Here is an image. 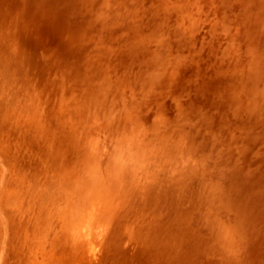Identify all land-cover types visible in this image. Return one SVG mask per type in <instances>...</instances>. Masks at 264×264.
<instances>
[{
    "label": "rangeland",
    "instance_id": "obj_1",
    "mask_svg": "<svg viewBox=\"0 0 264 264\" xmlns=\"http://www.w3.org/2000/svg\"><path fill=\"white\" fill-rule=\"evenodd\" d=\"M127 1L125 0L126 4L133 3V2L136 5L143 4L144 5L143 6L144 9H141V8L137 7V9L135 8V11H134V8H129L125 12L124 17H122L124 19L117 20L118 22H116L117 23L116 25L117 26L120 25L121 27L118 26L117 28H115V25L113 26V28H115V30L116 29L117 30L115 32V35H114V33L112 35L111 33H108L105 30V28H103L100 25V22H98L97 20H93V19L91 20L90 18H88L89 17V12H88L87 6H85L86 5V0H82V2L80 0H77V1H75V0H15V1H13V0H0V4L5 6V7H2L0 5L1 6L0 7V12H1L0 13V51H1L0 52V56H1L0 57V77H1L0 78V88H1L0 89V99H1L0 100V112L3 111L2 115H1V113H0V115L1 116L4 115L3 117L0 116V126H2L3 123H4V125L5 124L6 125L10 124V125H7L10 128L7 127L6 125L4 127L2 126L3 128L0 127L1 128L0 130H2V132H0L1 133L0 134V136H1L0 137V264H17L18 261H19L18 264H20V260H18L19 254H20V257H21V261H22L21 264H25V262L28 263V264H30V263L32 264L33 262H35V257L38 256V253H37L38 251L35 250L32 247L30 242H27V241H30V240H28V239H30V232L32 230L40 227L38 225H35L33 219L36 218V216H37V212H36L37 211V203H41V202H38V201L40 200L39 198L42 196L44 191H43V188L39 189L40 192H39V190L36 191V192L33 191L31 187H28V183L27 182H25V184H27V186H26L27 188L26 189H25V187H24V190H23L22 187H17L18 186L17 183L19 185L21 184V183H19V181L21 182V180H19V179L20 178L24 179L26 177V174L28 176L26 166L31 165L34 160L35 161L33 163H35L37 161V159H36V154L33 152V150L31 151L30 148L27 147V145L23 144V146L20 145V146L17 147V146H15L14 142L18 141L19 134L25 133V134L29 135L32 132V130L36 127V125H37V127H39V126L41 127L42 125L41 124L38 125V123L36 124L37 121L35 120V118L32 117L31 114L23 116L25 118L22 117L21 113L20 114H16V112L14 111V108H15V110H20L21 111V109H19L18 106L20 104H22V106H23V103H25V100H22L19 103L17 95L21 94L20 95L21 97H24L23 95H25V97H26L27 96L26 94H28V96L33 95L34 100H36V102H38V103H40V101H43L45 99L44 100L45 102H41L40 103V105L42 104L41 106L43 108L45 107L44 110H46V108L48 109V110H46L48 112L47 113L45 112L44 114H47V115H50V116H54L55 115L54 117H56V116H58V114L60 112V110H59L60 107L56 104L57 103V99H56L57 98V93H56L57 91H54L52 89H54V87L56 85H58L59 83H61V82L65 83V85L67 87L66 91L70 92V90H73V91H75V93L84 92L86 87L88 85H90L91 79L93 78L95 73L98 72V71H107L106 69H108L107 72H110L111 75H118L119 74V76H120V74H122V72H125L124 76L128 75L130 77V76L140 75V73H142L145 70V68L147 67L148 63H149L148 64V66H149L151 63L154 64V62H160L159 59H157L151 53H149L146 56L145 51L143 49L144 48L143 44H141L142 45L141 46L139 43L133 42V40L136 39V36H138L137 28H138V25H140L139 24L140 20L138 18L136 20V17H139V18L143 17L146 20L145 16H147V18H148V15L149 16L151 15V12H150V10L148 8V6L151 3V1L150 0L149 1L148 0H145V1L142 0V1H144L142 3H141V0H127ZM186 1L184 0V3H183L182 0H179L180 3H183L184 5H187V7H184L182 9H180V10L178 9L177 10L178 13L176 12V14H180L182 16L177 15L175 17L174 15H176V14H174L175 12L173 11V12L169 13L171 15L168 14L169 16L172 17L171 19L173 21H171V19L169 17H168V19H169V23H171L173 25L178 24L181 21H183L184 24H186V25L187 24H193L194 30H195L196 35H197V36L196 35L194 36L195 40L193 39L191 41V43H192V45L194 47L192 48V46H191V50H190V47H189V50H188V47H185L186 51H185V49H184V51L185 52L189 51L188 53H186V55L189 54V53H190V55L192 54L191 55L192 58H190V56H189V59L190 60L193 59V62L188 60V63H191L190 67H193L194 70L191 68L193 70L192 71L190 69L189 65L187 66V64H188L187 61H184V63L186 62L185 64L182 62L183 60L181 59L180 55H178L176 57V53L175 52H171L172 56H175V60L178 61L179 65H180V63L184 64L183 67L181 65L180 66L185 70V72H187L186 73V74H188L187 79H189V83H191L190 85L188 83L187 88H186L187 91L185 90V92L183 93L184 95L182 97L183 99L186 98L187 100L185 99V100L180 101L179 106L176 107V110L173 112V115H172L171 119H172V121L174 123V126L177 127V129L179 131H182V133L184 134L185 138L190 142L192 150L195 153H198V154L203 156L204 161L207 164V167L209 168L210 173L212 174L214 172L212 175L215 178L219 179V183H220V190H219L220 193L219 194L221 196L219 195V197H220L219 200L217 202H215L216 203V206H215L216 207V212H217V214L220 217L225 219L227 222L228 221L232 222V223L228 222L229 224H232L234 226V228L232 226L231 229L233 228L232 230L234 231L235 228H236L238 233L235 230L234 234L235 235L237 234L238 238H240L239 240H242V241H240L241 243L239 244L238 249H229L226 246L224 248V245L221 244V242H219V240H217L214 235H210V234H214V230L208 225V221L206 219L208 217L206 215H209V212H211V211H209L210 207L208 209H204L203 205H201V206L199 205L200 207L195 205L194 207H192L193 210L191 212V216H189V217L187 216V221L189 220L188 221V227L191 224H192V227L191 226L189 228L187 227L186 220H185V224H183V222H179L178 221L179 219L177 221H174L175 223L178 222L179 225L178 224L175 225V223H173L172 221L170 223V221H168L166 219V218H169L170 215L166 214V216L168 215L169 217L168 216L166 217L165 215H163V217H161V219L164 220L166 224L164 223V225L162 226L161 225L162 221H160V224H159V221H157V222H158L159 227H163V228H159V231H161V229H165L164 230L165 234L163 233V235H162V232H164V231H161L159 233L162 236L166 237L165 238L166 241L163 242V244L167 242L166 243L167 247L163 246V248H161L159 246L157 248L158 251H157V249H153V248H147L146 249L145 246H143V249H142L141 247H142L143 243H140V241L136 242L137 240L134 239L135 237L133 238V237H131V235H129L130 232H128V234H126L127 231L130 230V226L128 224H127L128 226H125L123 224V221L125 220V218L124 217H120L121 218V220H120V218L118 219L120 214H118L117 212H116L117 214L112 212V214H116V215H118V217L116 215H115L116 217L113 216L112 218H114L115 221L113 219L112 220L115 223L112 222L111 224L114 223L116 225V227H118V228L120 226V230H119L118 228L115 229V226H113L114 224L112 225V230L111 231L114 232L113 239H112V236H111L113 233L111 232L112 233L111 234L109 231H107V230L111 229V227H109V225H111L109 222H111V221H109L108 223H106V222L101 223V225L95 226L96 228L94 226L90 227V228H93V229H90V231L92 230L91 232H92L93 235H95L94 233L96 232V235H97L96 237H98L97 239H100L101 234H102V237L104 236L103 238H101V240L98 241V243L100 241H102V243L100 242L101 246L98 247V243H97V246H96V248L94 250L95 251V258H96L95 259V263L93 261L91 264H96V263H98V264H117V261L118 262L119 261L122 262V263L119 262L118 264H123V263L124 264H157V263L158 264H232V263L233 264H264V255H263L264 254V251H263L264 250V231L261 230V229H264L263 228L264 227V139H263L264 138V105H263L264 104V92H263L264 91V52H263L264 51V35H263L264 34L263 33V30H264V28H263V26H264L263 25L264 13H262V12H264V0H235V1L234 0H224V1L223 0H198L199 2L197 0H193V1L192 0H186ZM236 1L237 2L241 1V2L237 3ZM4 2H7V4H5ZM9 2H11V3H9ZM247 2L250 3V4H248ZM255 2L257 4H255ZM146 3H149V4H146ZM244 4H245V6H244ZM188 5L189 6L191 5V6L189 7L188 10H186L188 8ZM238 5H239V7H238ZM259 5H260V7H259ZM7 6H9V7H7ZM19 6L22 7L23 9H21ZM197 6H199L200 9ZM68 8L70 10H68ZM232 8H233V10H232ZM9 9H11V10H9ZM250 9H251V11H250ZM41 10H43L44 13ZM142 10L145 11V12L142 13L143 12ZM121 11H124V10H121ZM73 12H74V14H73ZM83 12L86 13V14H84ZM127 13L130 14V15H128ZM188 13H190V14H188ZM246 13H249V14L245 15ZM142 14H145V15H142ZM254 14H255V16H254ZM81 15L83 17H81ZM85 15H88V17L85 16ZM15 16H17L16 20H15ZM134 16H136V17L134 18ZM183 16H185V17L182 18ZM208 16H210L211 18L213 17V20H211V18L208 17ZM246 16H250V18L246 17ZM198 17H199V19H198ZM76 18H79V20L81 18L82 19L80 21H77L78 19H76ZM252 18L253 19L255 18L254 20L257 21V22H255ZM83 19L86 20V21H84ZM126 19L127 20L130 19L128 21L129 22L133 21V22L132 23L127 22V23H129V24H127V23H125ZM177 19H179V20H177ZM75 20H76V22H74L75 24H73V21H75ZM121 20H123L124 22L121 21ZM200 20H202V22ZM206 20L207 21L209 20V21L207 22ZM246 20H248V21H246ZM250 20H251L252 23L249 22ZM47 21H48V23L46 24ZM176 21H178V23ZM212 21L214 22L215 26L213 25ZM11 22H13V23L11 24ZM49 22H51V24H49ZM52 22H53V24H52ZM209 22L211 23V25H210ZM258 22H260L262 25H260V23H258ZM133 23H135V26H134ZM197 23H198V25H197ZM256 23L258 25H255ZM93 24H97V27H96V25L94 27ZM200 24H202V25H200ZM14 25L17 26L15 28V30H14V27H15ZM47 25L50 26V27L48 26L49 29H48ZM75 25L76 26L79 25L80 26V30L78 28L79 26H77L76 29H75ZM242 25H244V26H242ZM20 26H23V27L20 28ZM62 26H63V28H62ZM133 26L136 27V28H134ZM222 26H224L225 28L223 29ZM261 26H262L263 29H261ZM42 27L45 28V30ZM81 27H82V29H81ZM202 27H203V29H202ZM219 27H220V31H221V29L224 30V31H222L220 33V31L217 30V29H219ZM10 28H12V31H11ZM41 28H42V31L40 30ZM77 28H78V30H77ZM96 28H97V30H96ZM125 28H127V30H128L127 32L125 31L126 30ZM129 28H132L133 30H131V32H129L130 31ZM204 28H206V29L204 30ZM16 29H17L18 32H16ZM66 29L68 31L69 30H75L77 32V34L79 35L80 43H82L81 45L84 44V47L82 46L81 48H83V50H84L83 53H85V54H82L80 52H77L79 54H77V53L74 54L73 52H70V53L67 52L68 54L60 57L59 58L60 60L58 58H54V59H49L46 62L44 59H41L40 53L43 51L45 56H48L49 52L45 51V50L48 48L49 43L55 39V37L57 36L58 33L67 32ZM120 29L124 30V31L122 32ZM207 29L209 31H212V32L214 30L213 35H212V32H208ZM259 29H261V30L259 31ZM84 30H85V32L87 34L85 32H83ZM206 30H207V34L205 33ZM215 30H217V31H215ZM249 30H250L251 34L248 32ZM255 30H257V31L255 32ZM102 31H104V32L101 33ZM19 32H21V33H19ZM92 32H94V34H96V36H94V34L88 35V34H90ZM117 32H119V35L117 34ZM223 32H225V34ZM7 33L9 35L11 34L12 36H8ZM42 33H44V35ZM80 33H84L86 36L82 35V34H81L82 35L81 36ZM209 33L211 34V36H210ZM214 33H216V34H214ZM256 33L258 35H260V36L258 37V35ZM41 34L43 35V37H46V39L43 38ZM103 34H105V35H103ZM106 34H107V36H106ZM123 34H127L126 38L124 37L125 35L123 36ZM51 35L54 37V39H53V37ZM87 35L90 36V37H88ZM224 35L226 37H223ZM233 35L236 36L237 39L233 38L234 37ZM28 36H29V38H28ZM48 36H49V38H48ZM108 36H109V38H108ZM110 36H111V39H110ZM119 36H121V38L123 37L125 40L130 37L131 39H129V40L127 39L128 43L130 45L128 43L127 44L125 43L126 44L125 45L124 42H126V41L123 38L122 39L124 40V42H122L123 40L119 41L118 40ZM8 37L9 38L11 37V39H9ZM106 37L109 39V41L110 40H112V41H110L108 43V39ZM105 38H106L107 41H105ZM114 38H118L116 40L119 41L120 43L117 42V41H114L113 40ZM121 38H120V40H121ZM222 38H224V39H222ZM225 38H228V41H226ZM231 38H233L235 40H233V39H232L233 41L229 40ZM249 38H251V39H249ZM259 38H261V39H259ZM252 39H254L253 41H255V42L259 41V45H258V42H256L254 44ZM85 40H87V41L89 40V41L87 42ZM90 40H92V41H90ZM95 40H97V41H95ZM10 41H13V43L12 42L10 43ZM93 41H94V44L93 43H89V42H93ZM234 41H236L237 44H234L235 43ZM249 41H251L250 43H253V44H250ZM95 42L98 43V46H97V43H95ZM99 42H101V43H99ZM201 42H203V43L200 44ZM226 42L228 43V45H227ZM232 42L235 45L234 46L235 48L233 47ZM240 42L242 43L241 45L238 44ZM107 43H108V45L111 44V45H114L115 47L117 45H119V46L114 48V46H111V45L108 46ZM115 43L117 45H115ZM121 43L124 44L125 46H123ZM92 44H93V46H92ZM103 44H105V45L102 48ZM136 44H137V46H136ZM225 44H226L227 47L230 46L231 51H230V48L227 49V51L229 50L228 51L229 53L231 52L230 54L228 52L227 53L225 52L226 48H227L225 46ZM231 44H232V46H231ZM246 44H249V46H247ZM5 45H8L9 47L5 46ZM128 45L131 46V47H128ZM201 45H203V47ZM239 45H240V47H239ZM253 45H256V47H254ZM91 46H92V48H90ZM197 46H199V47H197ZM244 46H246V49H245ZM250 46H251V48H250ZM259 46H260V48L257 49V47H259ZM93 47H94V49H93ZM97 47H99V48H97ZM108 47H110V48H108ZM111 47H113L114 50L117 51V52H114L113 48H111ZM119 47L120 48L123 47V48L120 50ZM173 47H174V45H173ZM224 47H226V48H224ZM139 48H142V49H139ZM252 48L253 49L256 48L258 51H256L254 53V50H252ZM15 49H17V50H15ZM103 49L105 51H103ZM193 49H195V51ZM214 49H215V51H214ZM233 49H235V51H232ZM248 49H250L251 52H253L254 54L251 53V52L249 53ZM261 49H263V51ZM88 50H89V52H88ZM100 50H102V51H100ZM138 50H139V52H138ZM245 50H247V53H249V54H246ZM8 51H9V53H10V51H11V53L13 52V54H11V53L9 54ZM96 51H98V52H96ZM213 51L214 52H216V51L218 52V53H216V56H218V57H216V56L214 57L215 53ZM219 51H222V53H219ZM16 52H18V53H16ZM30 52H32V53H30ZM95 52L97 54L96 56L98 57V58H96L97 60L95 59ZM120 52L123 53V55H121V54L118 55V53H120ZM234 52H237V53H240V54L237 56V55L234 54ZM3 53L5 55L6 54L7 55L5 56ZM90 53H92V54H90ZM124 53H126V56H128L129 58L125 57ZM137 53L140 54V55H137ZM194 53H195L196 56L193 55ZM223 53L227 54L226 56H228V54L232 55L231 57H232V59L233 58L234 59L233 60L231 59L232 61L229 62L228 60H230V59L225 57V55ZM242 53L243 54L245 53L246 55L244 54V57H243ZM69 54H70V56H69ZM100 54H102V55H100ZM129 54H131V55H129ZM252 54L256 55V56H253ZM21 55H22L23 59L21 58ZM25 55H26V57H23ZM78 55H79V57H78ZM108 55H110V58L107 59V57H109ZM248 55H252V56H248ZM260 55H261V57H260ZM121 56H123L124 59L120 58ZM149 56H151L152 58L149 59ZM219 56H221V57L219 58ZM245 56H247V57H245ZM2 57H4V59ZM223 57H225L224 59H228V60L227 61L225 60L226 61L225 62L224 60H222ZM242 57H243V59L245 61L243 59H241ZM251 57H253V58H251ZM254 57H255V59H254ZM87 58H89V59H87ZM92 58H94V59H92ZM116 58L120 62L115 61ZM126 58L128 59L127 63H126V60H127ZM250 58L253 60V62H254V60H256L254 62V65H252L254 68L251 67V64H253V62L251 61ZM98 59L99 60L101 59L100 62L102 63L101 64L102 66L99 64V60ZM145 59H146V61H145ZM179 59H181V61H179ZM194 59H195V63H194ZM235 59H238V60H235ZM57 60L59 62H57ZM89 60H91V62ZM93 60H94V62H93ZM104 60H106L107 62L104 61ZM139 60H140V62H139ZM22 61H23V63H22ZM142 61L147 62V63H144ZM24 62H26V63H24ZM196 62H198V64ZM256 62H257V65H258V66L256 65L257 67L255 66ZM122 63L124 64V66H123ZM224 63H225V65H222ZM246 63L249 64V65H246ZM73 64L75 65V67H74ZM95 64H96L97 67L95 66ZM232 64H233V66H232ZM236 64H238V65H236ZM60 65H62V66L60 67ZM244 65H246V67ZM104 66H109L111 69H109V67L105 68ZM247 66H250L253 70H250V68L247 67ZM89 67H90V69H89ZM229 67L232 68V69H230V71L228 70ZM58 68H59V70H58ZM65 68H67L68 70L69 69H71V70H69V72H68V70H66ZM83 68H84V70H83ZM134 68L136 70H134ZM246 68H249V70L246 69ZM63 69H65V70H63ZM254 69H256L257 73H256V71L253 72ZM25 70H27L26 73H25ZM75 70H77V71H75ZM120 71H122V72L119 73ZM240 71H241V73H240ZM250 71L252 72V74H251ZM62 72H63V74H62ZM198 72L200 74H198ZM234 73H235V75L237 77L234 75ZM23 74H26V75H24V77H23ZM53 74L55 75V77H54ZM190 74L192 75L191 76L192 78L189 77ZM59 75H60V77H59ZM239 75L241 77L247 76L248 81H247L246 77L242 79ZM27 76H28V78H27ZM76 76H77V78H76ZM84 76H85V78H84ZM193 76H195L194 77V79L196 78L195 80L193 79ZM50 77L54 78V81H52V84H51V81H50L52 78H50ZM235 77L237 79L239 77V80H237ZM39 78H40V80L42 82L39 80ZM22 79H25L26 82H25V80L22 81ZM74 79H76L77 81L74 80ZM191 79H192V81H191ZM244 79H246V80H244ZM242 80H243V82H241ZM39 81H40V83H39ZM72 81H73V83H72ZM87 81H89V82H87ZM35 82H37V83L35 84ZM244 82H246L247 84L246 83L244 84ZM20 83H21V85L23 84V86L20 85V87H19L18 84H20ZM48 83L51 84V85H49ZM85 83H86V85H85ZM25 84L27 85L26 87H24ZM32 84H34L33 85L34 89L31 87ZM38 85H40L41 88L42 87H44V88L41 89V88H39ZM196 85H197V88H196ZM238 85H240V87ZM241 85L243 87H241ZM259 85H260V87H259ZM37 86H38L39 90H38ZM232 86H234V87H232ZM50 88H51V90L53 92L50 90ZM229 88H231L230 89L231 91L229 90L230 92L229 91L227 92V90ZM20 89H21V91H19ZM43 89H45V90L43 91ZM31 90H34L33 92H34L35 95L31 94V93H33ZM207 90H208V92H207ZM224 90H225V92L227 94L223 93ZM25 91L27 93H25ZM29 91H31L30 95H29ZM35 91L37 93H35ZM47 91H48V93H47ZM19 92H21V93H19ZM40 92L43 93V94H41ZM186 92H188V93L191 92V93L188 94ZM237 92H239V93H237ZM45 93H47V94H45ZM228 93L229 94L230 93L233 94V98H232V96L230 97L232 100L236 97L235 98V102H233L234 100L232 102H229V101H231V99L227 98V97H229ZM9 94H10V96H9ZM40 95H41V97H40ZM49 95H51L50 99L48 98V97H50ZM186 95H189L190 98L187 97ZM246 95H247V97H246ZM248 95H249V98H248ZM256 95H258L259 97L257 98ZM244 96H245V98H244ZM250 96H253V97H250ZM36 97L39 100L36 99ZM188 98H189V101H191L192 103L191 102L189 103ZM209 98L210 99L212 98V99L210 100ZM250 98H252V99H250ZM69 99H71V98H69ZM237 99L239 100L238 102H236ZM257 99H260V101L257 100ZM47 100H49L50 102L48 101V103H46ZM209 100L210 101L213 100V101L210 102ZM16 101H17V103H16ZM183 101H186L187 103L186 102L183 103ZM203 101H205V102H203ZM251 102H254V103H251ZM5 103H7L8 105L5 104ZM230 103H231V105H230ZM16 104H19V105H16ZM225 104L229 105V106L226 105L228 108H225L226 107V106H224ZM261 104L263 106H261ZM4 105H6L7 107L4 106ZM9 105H10L9 109H11L13 114H12V112L10 110H7ZM183 105H186V106H183ZM22 106L20 105V108H22V109L24 108L25 109V106L24 107H22ZM56 106H58V107H56ZM210 106H211V108H210ZM16 107H18V108L16 109ZM219 107H221L220 110H219ZM229 107H232V108H234L236 110H234V109L232 110V108L229 109ZM2 108H4V109H2ZM197 108H198V110H197ZM217 109H218V111H216ZM5 110H7V111H5ZM4 111H5V113H4ZM220 111H222V112H220ZM250 111H251V114L253 116L251 114H248V113H250ZM205 112L206 113L208 112V113L205 114ZM214 112H215V114H213ZM216 112H217V114H216ZM218 112H219V114H218ZM6 113H10L9 115L7 114L8 117L5 116ZM255 113H256L257 118L255 116ZM37 114H38V116H41V114L43 115V113H41V112L36 113L35 115H37ZM209 114H210V116H209ZM244 114L245 115L247 114L246 115L247 117ZM11 116H12V119H11ZM226 116H228V117H226ZM243 117H246V119L243 118ZM215 118L217 120H215ZM32 119L34 120L35 123L33 122ZM23 120H25V122ZM30 121L32 123L36 124V125H33V127L35 126L34 128H32V125H30ZM12 125H14V128H13ZM6 128H9V130L11 131V136H9V134H10L9 132L10 131L8 129L7 130L9 132L7 131V133H6ZM39 128H37V129L35 128L33 130V132L38 130ZM11 129H13V131ZM227 130H229V131H227ZM16 131H17V133H15ZM4 133H5V135H4ZM2 135H3V138L5 139L4 141L1 140V139H3ZM30 135H32V133ZM6 142H8L9 145ZM16 144H18V143H16ZM1 147L5 148V149L3 150ZM7 147H9V148H7ZM208 147H210V148H208ZM211 147H212V149H211ZM219 147H220V149H219ZM249 147H250V149H249ZM12 149H13V151H12ZM15 150H16V152H15ZM5 151H6V154H5ZM28 151H31V152H28ZM2 152H4V153H2ZM26 152H27V154H26ZM15 153H16V155H15ZM25 155L28 157L27 159H26ZM14 158H16V159H14ZM31 158H33V160ZM213 164H215V165L212 166ZM251 165H252V167H251ZM220 166H222V167H220ZM212 167H215L214 168L215 170ZM12 168H13V170H12ZM15 169L20 173L21 176H18L19 173L16 172ZM23 169L26 170L25 174H24V170ZM7 174L8 175L12 174V175H10V178L12 179V177H13L12 180H16L17 182L16 181L14 182V181L10 180V178H9V176H7ZM13 174H15V176L16 175L17 176L14 177ZM218 174H220V176ZM231 177H233V178H231ZM6 178H8V179H6ZM221 178L223 179L222 181L220 180ZM6 180H8V181L10 180V182L12 181V184H10V185H12V187L8 186L9 182L6 181ZM4 181H6L7 183H4ZM5 184H7V185L4 186ZM13 185L15 186V189L13 188L14 187ZM3 187H5V188H3ZM16 187L20 188V189H17ZM42 187H44V186L42 185ZM5 189H7L8 192H6ZM15 190H17V191H15ZM26 191H27V193H26ZM28 191H30V192H28ZM12 192H13V194H12ZM14 193H16V194H14ZM36 193H38V194H36ZM30 194H32L34 196V199H35V200L33 199V203L34 204L32 203L33 196L30 195ZM35 194L37 195V197H35ZM26 195H27V197L29 199L27 201H29L31 204L29 202H27V203H28L29 206L32 207V209L26 203V199H27ZM225 195H226V199H225ZM227 195H228V197H227ZM29 196L30 197L32 196V197L29 198ZM30 199H31V201H30ZM36 200H38V201H36ZM187 206H189V205H187ZM14 207H16V209ZM30 212H33L36 215H34L33 213H30ZM169 212L170 211H168V213ZM194 212H196V213H194ZM28 215H31V217L34 216V218H31ZM180 218L182 219V217H180ZM27 220H29L28 222L30 224L27 223V222H25V224H23V221H27ZM119 220L121 221L120 225L116 224V221L118 223ZM124 222H126V220ZM163 222H162V224H163ZM168 222H169V225H168ZM234 222L237 223V225ZM127 223H128V221H127ZM181 223H182V225H184V227L180 226ZM10 224L14 225V227L12 226L13 227L12 229L10 227L11 226ZM26 224H27V226H26ZM31 224L35 225L36 227L34 226V228H33V225L31 226ZM172 224H174L175 226H180L181 230L178 229L179 227L176 228ZM198 224H200V225H198ZM101 226H102L103 229H101ZM172 226H174V227H172ZM195 226H197V227H195ZM201 226H202V228H201ZM246 226H247V228H246ZM27 227H28V229H27ZM108 227L110 229H108ZM124 227L125 228L129 227V229L128 230L126 229V231H125V230H123ZM23 228L24 229L26 228L25 231H23ZM30 228H31V230H30ZM106 228H107V230H106ZM113 228H114V230H113ZM166 228L168 229L169 232L167 231ZM169 228L171 229V231H170ZM185 228L188 229V231L187 230L185 231ZM175 229H177L179 231H177ZM17 230H19L20 233H17L18 232ZM98 230L99 231L101 230L100 233H99ZM200 230H201V232H200ZM259 230H261L262 232L259 231ZM12 231H13V233H12ZM15 231H16V234H15ZM26 231L29 233V235H28V233H26ZM57 231H58V229H57ZM180 231H181V233H183L182 235L186 234L187 237L185 235V237L181 238V240L179 239L180 237L177 238V236H175V235H176L177 232H180ZM52 232H56V230H54ZM108 232H109L110 236H108ZM199 232H200V234H199ZM105 233L107 235L106 237L108 238L107 239V243H106ZM12 234L13 235L15 234V235L13 236ZM24 235L25 236L27 235V237L28 236L29 237L25 239V238H23ZM248 235H249V237H248ZM12 236L14 237V239H15V236H16V239H15L14 243H12L13 242L12 239H11ZM17 236L20 237L19 241L17 240L18 239ZM114 236H116V237H114ZM171 236H174L177 239H175L174 237H171ZM195 236H196V238H195ZM123 237H124V239H123ZM192 237L194 239H196V241ZM22 238L25 239V240H21ZM131 239H134L135 241L132 242ZM182 239H184V240H182ZM111 240H113V241L111 242ZM118 240H120V241H118ZM190 240H191V242H189ZM255 240H256V242H255ZM24 241L26 242L27 246L25 245ZM168 241L170 242L169 244H168ZM201 241H203L204 243L201 242ZM15 242H16V244H15ZM18 242H20V243H18ZM195 242H197V244ZM121 243H122V245L124 243L123 247L126 248L125 249V251L127 250L126 253L124 251V248H122V253H121V247H120ZM132 243H133L134 246H132ZM176 243H177V245H176ZM202 243H203V245L205 244L204 245L205 247L202 245ZM17 244H19L21 246L18 247L19 245H17ZM106 244H109V245L106 246ZM212 244H215L216 247H215V245H212ZM168 245H170L171 247L168 246ZM184 245L189 250L185 249ZM219 245H220V247H219ZM24 246H26L25 249H23ZM138 246L141 248L142 251L140 250V248H138ZM27 247H30V248L26 249ZM130 247L133 250H131ZM134 247L136 249H139L140 251L134 250L135 249ZM169 247H170L171 250L169 249ZM176 248L180 249V250L177 251ZM11 249H13L12 252H10ZM17 249H18V251H17ZM144 249H145V252L143 251ZM29 250H31V251L29 252ZM100 250H101V253L98 252ZM96 251L98 253H96ZM8 252H10L11 254H9ZM187 252H189V253H187ZM27 253H28V255H26ZM120 253H121V255H120ZM236 253H237V255H236ZM33 254H35V256ZM97 254L98 255L100 254V255L103 256L102 259L100 257V261L101 262L104 259L103 263H99L100 261L97 259L98 258ZM25 255L26 256H30V257L32 256L34 259L31 257L32 260L30 258L29 261H28L27 260L28 258L27 257L25 258ZM116 255H118V256H116ZM22 256H24L23 257L24 261L22 259ZM118 257L119 258L121 257V260ZM126 257H127V260H126ZM13 260H15V262ZM25 260H27V261H25ZM154 260H156L157 262L154 261ZM128 261H130V262H128ZM47 262H48V260H46L44 262V264H47Z\"/></svg>",
    "mask_w": 264,
    "mask_h": 264
},
{
    "label": "bare ground",
    "instance_id": "obj_2",
    "mask_svg": "<svg viewBox=\"0 0 264 264\" xmlns=\"http://www.w3.org/2000/svg\"><path fill=\"white\" fill-rule=\"evenodd\" d=\"M15 1V0H13ZM77 1V0H75ZM82 2V0H80ZM127 1V0H126ZM145 1V0H144ZM141 0V3L144 2ZM149 1V0H148ZM151 1V0H150ZM186 1V0H185ZM193 1V0H192ZM198 1V0H197ZM224 1V0H223ZM235 1V0H234ZM21 2V1H20ZM31 2V1H30ZM71 2V1H70ZM113 2V0H86V5L88 12H89V17L91 20H97L98 22H100V25L105 28V30L108 33H111L113 35H115V28H117L118 26L121 27L120 25H116L118 22L112 14V9H110L108 7L109 4H111ZM128 2V1H127ZM179 2V0H178ZM182 2L184 3V0H182ZM187 2V1H186ZM189 2V1H188ZM196 2V1H195ZM199 2V1H198ZM222 2V1H221ZM237 2V1H236ZM241 2V1H238ZM237 2V3H238ZM3 3V2H2ZM5 4H7V2H4ZM11 3V2H9ZM14 3V2H13ZM85 3V2H84ZM140 3V4H141ZM150 3V2H149ZM146 3V4H149ZM182 3V4H183ZM190 3V2H189ZM248 3V2H247ZM253 3V2H252ZM259 3V2H258ZM79 4V3H78ZM82 4V3H81ZM187 4V3H186ZM223 4V3H222ZM232 4V3H231ZM250 4V3H248ZM255 4H257L255 2ZM1 5V4H0ZM10 5V4H9ZM23 5V4H22ZM21 5V6H22ZM143 5V4H141ZM198 5V4H197ZM201 5V4H200ZM227 5V4H226ZM2 7H5L4 5H1ZM0 6V7H1ZM18 6V5H17ZM44 6V5H43ZM84 6V5H83ZM144 6V5H143ZM191 6V5H190ZM188 5V8L186 10L189 9L190 7ZM242 6V5H241ZM245 6V4H244ZM9 7V6H7ZM20 7V6H19ZM23 7V6H22ZM22 7H20L21 9H23ZM30 7V6H29ZM82 7V6H81ZM193 7V6H192ZM199 7V6H197ZM196 7V8H197ZM239 7V5H238ZM260 7V5H259ZM45 8V7H44ZM251 8V7H250ZM137 9V7H136ZM144 9V8H143ZM200 9V7H199ZM255 9V8H254ZM11 10V9H9ZM48 10V9H47ZM68 10H70L68 8ZM86 10V9H85ZM133 10V9H132ZM180 10V9H179ZM202 10V9H201ZM205 10V9H204ZM203 10V11H204ZM231 10V9H230ZM229 10V11H230ZM233 10V8H232ZM249 10V9H248ZM258 10V9H257ZM262 10V9H261ZM25 11V10H24ZM34 11V10H33ZM43 12V10H41ZM73 11V10H72ZM77 11V10H76ZM84 11V10H83ZM135 11V8H134ZM141 11V10H140ZM143 11V10H142ZM185 11V10H184ZM193 11V10H192ZM238 11V10H237ZM251 11V9H250ZM263 11V10H262ZM29 12V11H28ZM27 12V13H28ZM131 12V11H130ZM145 11H143L142 13H144ZM151 12V11H150ZM173 12V11H171ZM174 14H176L177 10H174ZM187 12V11H186ZM245 12V11H244ZM248 12V11H247ZM1 13V12H0ZM31 13V12H30ZM44 13V12H43ZM64 13V12H63ZM84 13V12H83ZM82 13V14H83ZM137 13V12H136ZM178 13V12H177ZM200 13V12H199ZM203 13V12H202ZM215 13V12H214ZM224 13V12H223ZM250 13V12H249ZM246 13L245 15L249 14ZM264 13V12H262ZM65 14V13H64ZM74 14V12H73ZM86 14V13H84ZM128 14V13H127ZM135 14V13H134ZM182 14V13H181ZM186 14V13H185ZM184 14V15H185ZM190 14V13H188ZM10 15V14H9ZM17 15V14H16ZM68 15V14H67ZM130 15V14H128ZM141 15V14H140ZM145 15V14H142ZM147 15V14H146ZM171 15V14H169ZM168 17L171 19L172 17L169 16ZM179 15L182 16L180 14H176L174 15L175 17ZM251 15V14H250ZM62 16V15H61ZM149 16V15H148ZM201 16V15H200ZM204 16V15H203ZM255 16V14H254ZM71 17V16H70ZM81 17H83L81 15ZM86 17V18H87ZM124 17V16H123ZM126 17V16H125ZM136 16H134L135 18ZM185 16H183L182 18H184ZM187 17V16H186ZM206 17V16H205ZM210 17V16H208ZM249 17L250 16H246ZM139 19V17H136ZM143 18V17H142ZM146 19L147 16H145ZM181 18V17H180ZM179 18V19H180ZM181 18V19H182ZM204 18V17H203ZM211 18V17H210ZM14 19V18H13ZM12 19V20H13ZM17 19V16H15V20ZM52 19V18H51ZM77 21H80L79 18ZM85 19V18H84ZM83 19V20H84ZM120 19H124V18H120ZM174 19V18H173ZM177 19V20H179ZM199 19V17H198ZM197 19V20H198ZM201 19V18H200ZM253 19V18H252ZM255 19V18H254ZM253 19V20H254ZM46 20V19H45ZM82 20V21H83ZM130 20V19H128ZM126 19V22H129ZM140 20V19H139ZM190 20V19H189ZM211 20H213V17L211 18ZM228 20V19H227ZM226 20V21H227ZM231 20V19H230ZM262 20V19H261ZM68 21V20H67ZM86 21V20H84ZM83 21V22H84ZM88 21V20H87ZM123 21V20H121ZM171 21H173L171 19ZM192 21V20H191ZM202 22V20H200ZM207 21V20H206ZM209 21V20H208ZM207 21V22H208ZM225 21V22H226ZM248 21V20H246ZM255 21V20H254ZM260 21V20H259ZM264 21V20H263ZM73 21V24H75ZM120 22V21H119ZM124 22V21H123ZM133 22V21H132ZM129 22V23H132ZM175 22V21H174ZM178 23V21H176ZM194 22V21H193ZM211 22V21H210ZM209 22V23H210ZM213 22V21H212ZM231 22V21H230ZM245 22V21H244ZM243 22V23H244ZM251 22V20L249 21ZM248 22V23H249ZM257 22V21H255ZM13 22H11L12 24ZM16 23V22H15ZM24 23V22H23ZM33 23V22H32ZM48 23V21L46 22V24ZM55 23V22H54ZM127 23V24H129ZM136 23V22H135ZM135 23L134 26H135ZM186 23V22H185ZM188 23V22H187ZM199 23V22H198ZM197 23V25H198ZM204 23V22H203ZM202 23V24H203ZM221 23V22H220ZM228 23V22H227ZM242 23V24H243ZM252 23V22H251ZM250 23V24H251ZM260 23V22H258ZM21 24V23H20ZM49 24H51V22H49ZM53 24V22H52ZM98 24V23H97ZM97 24H93V26L97 27ZM140 24V23H139ZM171 24V23H170ZM200 24V25H202ZM205 24V23H204ZM203 24V25H204ZM223 24V23H222ZM239 24V23H238ZM115 25V28H113V26ZM132 25V24H131ZM137 25V24H136ZM173 25V24H172ZM211 25V23H210ZM214 25V22H213ZM212 25V26H213ZM247 25V24H246ZM255 25H258L257 23ZM260 25H262L260 23ZM264 25V22H263ZM15 26V25H14ZM27 26V25H26ZM34 26V25H33ZM49 25H47L48 27ZM79 26V25H77ZM75 25V29L77 27ZM83 26V25H82ZM86 26V25H85ZM92 26V27H93ZM124 26V25H123ZM128 26V25H127ZM133 26V27H134ZM215 26V25H214ZM231 26V25H230ZM244 26V25H242ZM17 26L14 27V30ZM23 26H20V28ZM46 27V26H45ZM46 27V28H47ZM50 27V26H49ZM48 27V29H49ZM206 27V26H205ZM209 27V26H208ZM229 27V26H228ZM236 27V26H235ZM246 27V26H245ZM248 27V26H247ZM250 27V26H249ZM40 28V27H39ZM43 28V27H42ZM42 28L40 29L42 31ZM63 28V26H62ZM80 30V26L78 27ZM77 28V30H78ZM85 28V27H84ZM136 28V27H134ZM222 28L224 29L225 27L222 26ZM264 28V26H263ZM261 26V29H263ZM12 31V28H10ZM18 29V28H17ZM16 29V32H18ZM45 30V28H43ZM61 29V28H60ZM59 29V30H60ZM82 29V27H81ZM86 29V28H85ZM94 29V28H93ZM101 29V28H100ZM124 29V28H123ZM126 32L128 31L127 28H125ZM131 32V30H133L132 28H129ZM200 29V28H199ZM203 29V27H202ZM201 29V30H202ZM206 28H204L205 30ZM230 29V28H229ZM245 29V28H244ZM249 29V28H248ZM259 29V31L261 30ZM22 30V29H21ZM26 30V29H25ZM43 30V31H44ZM67 30V29H66ZM97 30V28H96ZM99 30V29H98ZM121 30V29H120ZM200 30V31H201ZM208 30V29H207ZM207 30H206V34H207ZM218 31H220V27L219 29H217ZM215 30V31H217ZM10 31V32H11ZM20 31V30H19ZM68 31V30H67ZM88 31V30H87ZM122 32L124 30H121ZM203 31V30H202ZM201 31V32H202ZM224 31L221 29L220 33ZM227 31V30H226ZM230 31V30H229ZM228 31V32H229ZM257 30H255L256 32ZM9 32V33H10ZM22 32V31H21ZM19 32V33H21ZM34 32V31H33ZM79 32V31H78ZM85 32V30L83 31ZM104 31H102L101 33H103ZM203 32V33H204ZM208 32H212L209 31ZM214 32V30H213ZM212 32V35H213ZM247 32V31H246ZM250 34V30L248 31ZM262 32V31H261ZM25 33V32H24ZM61 33V32H60ZM86 33V32H85ZM100 33V34H101ZM121 33V32H120ZM125 33V32H124ZM136 33V32H135ZM199 33V32H198ZM202 33V34H203ZM217 33V32H216ZM214 33V34H216ZM219 33V32H218ZM225 34V32H223ZM259 33V32H258ZM264 33V30H263ZM8 34V33H7ZM44 35V33H42ZM41 34V35H42ZM85 35L84 33H80V35ZM87 34V33H86ZM94 34V32L88 34L91 35ZM117 34L119 35V32H117ZM130 34V33H129ZM210 34V33H209ZM248 34V33H247ZM257 34V33H256ZM260 34V33H259ZM262 34V33H261ZM35 35V34H34ZM42 35V37H43ZM53 35V34H52ZM51 35V36H52ZM81 35V36H82ZM87 35V36H88ZM102 35V34H101ZM105 35V34H103ZM125 35V36H124ZM135 35V34H134ZM137 35V34H136ZM227 35V34H226ZM249 35V34H248ZM258 35V34H257ZM264 35V34H263ZM7 36V35H6ZM8 36H12L11 34ZM86 36V35H85ZM94 36H96V34H94ZM100 36V35H99ZM98 36V37H99ZM107 36V34H106ZM123 36L126 38L127 34H123ZM197 36V35H196ZM211 36V34H210ZM234 36V35H233ZM260 35H258L259 37ZM27 37V36H26ZM38 37V36H37ZM53 37V36H52ZM84 37V36H83ZM82 37V38H83ZM90 37V36H88ZM102 37V36H101ZM223 37H226L225 35ZM247 37V36H246ZM6 38V37H5ZM9 38V37H8ZM29 38V36H28ZM46 39V37H43ZM49 38V36H48ZM107 38V37H106ZM105 38V41H107ZM109 38V36H108ZM107 38V39H108ZM121 36H119L118 38H114V41H117L116 39H118L119 41H122L123 39L121 38ZM137 38V36H136ZM229 38V37H228ZM228 38H225L226 41H228ZM233 38H236V36H234ZM229 39L231 41L235 40V39ZM255 38V37H254ZM11 39V37L9 38ZM44 39V40H45ZM52 39V38H51ZM54 39V37H53ZM88 39V38H87ZM91 39V38H90ZM97 39V38H96ZM102 39V38H101ZM111 39V36H110ZM128 40L131 39L130 37L127 38ZM127 39L125 40L126 42H124V40L122 42H124V44L128 43ZM135 39V38H134ZM195 40V38H193ZM192 39V40H193ZM197 39V38H196ZM200 39V38H199ZM224 39V38H222ZM221 39V40H222ZM233 39V40H232ZM237 39V38H236ZM251 39V38H249ZM261 39V38H259ZM6 40V39H5ZM8 40V39H7ZM94 40V39H93ZM136 40V39H135ZM135 40H133V42H135ZM216 40V39H215ZM254 39H252L253 41ZM82 41V40H81ZM87 41V40H85ZM89 41V40H88ZM87 41V42H88ZM92 41V40H90ZM97 41V40H95ZM112 41V40H110ZM108 39V43L110 42ZM117 41V42H119ZM7 42V41H6ZM13 43V41H10V43ZM52 42V41H51ZM234 44H237L236 41H234ZM239 42V41H238ZM246 42V41H245ZM251 41H249L250 43ZM258 42L259 45V41ZM255 41H253V43H256ZM9 43V42H8ZM49 43V42H48ZM86 43V42H85ZM89 43H93V42H89ZM97 43V42H95ZM101 43V42H99ZM107 43V45H108ZM120 43V42H119ZM136 43V42H135ZM203 42H201L200 44H202ZM227 43V42H226ZM231 43V42H230ZM250 43V44H253ZM262 43V42H261ZM23 44V43H22ZM82 44V43H81ZM92 44V46H93ZM113 44V43H112ZM122 44V43H121ZM124 44H122L123 46H125ZM129 44V43H128ZM140 44V43H139ZM138 44V45H139ZM192 44V43H191ZM197 44V43H196ZM199 44V43H198ZM233 44V42H232ZM231 44V46H232ZM233 44V47L235 46ZM238 44H242L241 42ZM14 45V44H13ZM16 45V44H15ZM24 45V44H23ZM35 45V44H34ZM100 45V44H99ZM105 44H103L102 48L104 47ZM111 45V44H109ZM108 45V46H109ZM115 45H117L115 43ZM130 45V44H129ZM128 47H131L129 46ZM141 45V44H140ZM228 45V43H227ZM239 45V47H240ZM247 46H249V44H246ZM263 45V44H262ZM8 46V45H5ZM84 47V44L81 45V47ZM92 46L90 48H92ZM98 46V43H97ZM114 46V45H111ZM119 45H117L116 47H118ZM137 46V44H136ZM142 46V45H141ZM140 46V47H141ZM203 47V45H201ZM226 46V44H225ZM254 47H256V45H253ZM9 47V46H8ZM19 47V46H18ZM96 47V46H95ZM114 46V48H116ZM127 47V46H126ZM134 47V46H133ZM194 46L192 45V48ZM199 47V46H197ZM218 47V46H217ZM227 47V46H226ZM224 47V48H226ZM246 49V46H244ZM243 47V48H244ZM99 48V47H97ZM110 48V47H108ZM113 48V47H111ZM113 48V50H114ZM123 48V47H122ZM122 48L119 47V49L121 50ZM230 48L227 47L226 48V53L229 51H227V49ZM235 48V47H234ZM251 48V46H250ZM260 48L257 47V49ZM83 49V48H82ZM94 49V47H93ZM128 49V48H127ZM142 49V48H139ZM144 49V48H143ZM221 49V48H220ZM256 48L252 50H254V53L256 51H258ZM14 50V49H13ZM17 50V49H15ZM30 50V49H29ZM90 50V49H89ZM88 50V52H89ZM124 50V49H123ZM189 50V47H188ZM191 50V47H190ZM195 51V49H193ZM206 50V49H205ZM204 50V51H205ZM209 50V49H208ZM223 50V49H222ZM239 50V49H238ZM244 50V49H243ZM249 53L251 52L250 49H248ZM263 51V49H261ZM20 51V50H19ZM84 51V50H83ZM93 51V50H92ZM99 51V50H98ZM96 51V52H98ZM102 51V50H100ZM103 51H105L103 49ZM119 51V50H118ZM137 51V50H136ZM143 51V50H142ZM186 51V49H185ZM183 52V55L188 52ZM215 51V49H214ZM213 51V52H214ZM231 51V48H230ZM232 51H235V49H233ZM246 54L247 50H245ZM1 52V51H0ZM71 51H69L70 53ZM95 52V59L98 58ZM114 52H117L114 50ZM124 52V51H123ZM139 52V50H138ZM243 52V51H242ZM264 52V51H263ZM9 53V51H8ZM11 53V51H10ZM9 53V54H10ZM18 53V52H16ZM32 53V52H30ZM34 53V52H33ZM93 53V52H92ZM90 53V54H92ZM109 53V52H108ZM127 53V52H126ZM125 57H128L126 56ZM131 53V52H130ZM211 53V52H210ZM216 56V53H218L217 51L214 52ZM219 53H222V51H219ZM229 53V52H228ZM231 53V52H230ZM229 53V54H230ZM233 53V52H232ZM244 53V54H245ZM253 53V52H251ZM253 53V54H254ZM258 53V52H257ZM261 53V52H260ZM259 53V54H260ZM4 54V53H3ZM13 54V52L11 53ZM47 54V53H46ZM68 54V53H66ZM65 54V55H66ZM75 54V53H74ZM79 54V53H77ZM89 54V53H88ZM94 54V53H93ZM111 54V53H110ZM114 54V53H113ZM121 54L123 55V53H118V55ZM136 54V53H135ZM152 54V53H151ZM206 54V53H205ZM224 54V53H223ZM226 56L227 54H224L225 57L229 58L228 59H224L225 57H223L222 60H228L229 62H231L232 59V55ZM235 55H239L240 53L234 52ZM243 54V53H242ZM243 54V57H244ZM245 54V55H246ZM252 54V55H253ZM5 55V54H4ZM7 55V54H6ZM5 55V56H6ZM27 55V54H26ZM23 56V57H26ZM36 55V54H35ZM82 55V54H81ZM102 55V54H100ZM105 55V54H104ZM131 55V54H129ZM137 55H140L137 53ZM172 55V53H171ZM188 55V54H187ZM192 55V54H191ZM190 55V58H192ZM195 55V53L193 54ZM252 55H248V56H252ZM12 56V55H11ZM15 56V55H14ZM34 56V55H33ZM68 56V55H67ZM70 56V54H69ZM72 56V55H71ZM84 56V55H83ZM110 58V55H108ZM135 56V55H134ZM147 56V55H146ZM178 55L176 54V57ZM196 56V55H195ZM256 56V55H253ZM1 57V56H0ZM10 57V56H9ZM47 57V56H46ZM74 57V56H73ZM79 57V55H78ZM105 57V56H104ZM142 57V56H141ZM140 57V58H141ZM150 57V56H149ZM175 57V56H174ZM207 57V56H206ZM218 57V56H216ZM221 56H219L220 58ZM231 57V58H230ZM243 57L241 59H243ZM247 57V56H245ZM258 57V56H257ZM261 57V55H260ZM4 59V57H2ZM22 58V55H21ZM40 58V57H39ZM91 58V57H90ZM115 58V57H114ZM120 58L124 59L123 56H121ZM129 58V57H128ZM139 58V57H138ZM208 58V57H207ZM218 58V59H219ZM238 58V57H237ZM253 58V57H251ZM250 58V59H251ZM23 59V58H22ZM59 59V58H58ZM81 59V58H80ZM89 59V58H87ZM94 59V58H92ZM91 59V60H92ZM127 59V58H126ZM142 59V58H141ZM144 59V58H143ZM232 59V60H231ZM239 59V58H238ZM235 59V60H238ZM246 59V58H245ZM248 59V58H247ZM255 59V57H254ZM11 60V59H10ZM56 60V59H55ZM60 60V59H59ZM91 60H89L91 62ZM97 60V59H96ZM99 60V59H98ZM148 60V59H147ZM189 61L193 62V59ZM187 60V63H188ZM197 60V59H196ZM199 60V59H198ZM217 60V59H216ZM244 60V59H243ZM249 60V59H248ZM247 60V61H248ZM21 61V60H20ZM71 61V60H70ZM82 61V60H81ZM85 61V60H84ZM101 59L99 60V64L101 65L102 63L100 62ZM106 61V60H104ZM120 62L119 60H116ZM122 61V60H121ZM125 61V60H124ZM128 59L126 60L127 63ZM146 61V59H145ZM155 61V60H154ZM179 61H181V59H179ZM223 61V62H224ZM225 61V62H226ZM245 61V60H244ZM243 61V62H244ZM251 61L253 62V60L251 59ZM256 60H254L255 62ZM7 62V61H6ZM57 62H59L57 60ZM94 62V60H93ZM107 62V61H106ZM117 62V63H118ZM140 62V60H139ZM144 62V61H142ZM153 62V61H152ZM184 63V60L182 61ZM235 62V61H234ZM250 62V61H249ZM248 62V63H249ZM251 64V67H253ZM263 62V61H262ZM23 63V61H22ZM26 63V62H24ZM71 63V62H70ZM77 63V62H76ZM89 63V62H88ZM134 63V62H133ZM147 63V62H144ZM173 63L177 66L175 71H169V74L167 76H165L163 79L161 78V73L158 70V64L159 62H154V64H150L145 68V70L140 73V75H135V76H124L125 72L120 71L119 73L122 72V74L118 75H111L110 72H107L108 69H106L107 71H98L95 73V75L93 76V78L91 79V83L90 85H88L85 89L84 92H78L75 93V91L70 90L66 91V85L65 83L61 82L58 85H56L54 87V91H57V105L60 107L59 110V114L58 116L54 117V116H50L47 114H44L45 112L47 113L48 110L46 108V110H44V108L40 105L41 102H45L40 101V103L36 102V100H34L33 95H30V92L34 91L31 90L29 91V95L26 94L27 98L25 97V95H23L24 97H21L20 95H17L18 97V102L20 103V101L25 100V103L20 104L22 107L25 106V109L20 108L19 104V109L20 110H15L16 114H20L23 116L29 115L31 114L33 118H35V120L37 121L36 124L38 123L41 124L42 126L39 128L37 127L36 124H34V120L32 123L30 121V125H36V129L39 128L38 130L34 131L32 130V135H27L25 133H21L18 136V141L14 142L15 146H20L23 144L27 145L28 148H30V150L36 154V159L37 161L35 163H33L31 165L26 166L27 169V173L28 176L26 174V177L23 179H19L21 180V182L19 181V183H21L20 185L17 183V187H22L24 190L27 188V184H25V182L28 183V187H31L33 191H38L40 188H43V194H42V198L40 197L38 200V202L41 203H37V216L36 218H34V223L35 225H38L40 227L32 230L30 232V244L32 245V247L37 250L38 252V256L35 257V262H33L32 264H44V262L46 260H48L47 264H91L93 261L95 263V248L97 246V243L99 240H101L102 234L100 239H97L98 237H96V232L94 233L95 235L92 234V230L90 231L91 226H98L101 225V223H108L110 224L112 222H114V218H112L113 216H115L117 213L120 214L119 217L118 215H116L118 217V219L120 217H124L126 222H124L123 220V224L125 226H130V230L127 231L126 234H128V232H130L129 235H131V237H135L134 239L137 240L136 242L143 243L142 245V249L143 246L147 248H153V249H157L159 246L161 248H163V246H166V243L163 244V242L166 241V237L162 236L163 233L165 234V229H161L162 235L159 233L161 231H159V228H163V227H159L158 222L160 224V221H164L161 219V217H163V215L166 216V214L170 215L169 218H166L168 221H171L173 223H175L174 221H178L179 222H183V224H185V220L187 222V227H188V221H187V216H191V212H192V207H194L195 205L197 206H201L203 205L204 209H208L209 207V215L206 219L208 221V225L214 230V234H210V235H214L216 237L217 240H219V242H221V244L228 247L229 249H238L239 244L241 243L239 240L240 238H238L237 234H234V231L232 229L234 228V226L232 224L231 221H226L225 219H223L222 217H220L217 212H216V203L219 200V193H220V183H219V179L215 178L212 174L214 173H210L209 168L207 167V164L204 161V158L202 155L195 153L192 148H191V144L190 142L185 138L184 134L182 133V131H179L177 129V127L174 126V123L172 121V115L173 112L176 110V107L179 106L180 101L185 100L186 98H182L183 97V93L185 92L187 85L189 83V79H187L188 74H186L187 72H185V70L182 68L184 64H181L180 66L178 64L177 60H174ZM194 63H195V59H194ZM198 64V62H196ZM251 63V62H250ZM249 63V64H250ZM30 64V63H29ZM42 64V63H41ZM72 64V63H71ZM120 64V63H119ZM123 64V63H122ZM131 64V63H130ZM129 64V65H130ZM231 64V63H230ZM235 64V63H234ZM245 64V63H244ZM246 63V65H249ZM43 65V64H42ZM45 65V64H44ZM74 65V64H73ZM89 65V64H88ZM98 65V64H97ZM117 65V64H116ZM121 65V64H120ZM191 65V63H188L187 66ZM222 65H225L222 64ZM238 65V64H236ZM246 65H244L246 67ZM257 65V62L255 64V66ZM62 65H60L61 67ZM71 66V65H70ZM77 66V65H76ZM82 66V65H81ZM93 66V65H92ZM96 66V64H95ZM102 66V65H101ZM124 66V64H123ZM122 66V67H123ZM128 66V65H127ZM142 66V65H141ZM233 66V64H232ZM240 66V65H239ZM258 66V65H257ZM256 66V67H257ZM261 66V65H260ZM75 67V65H74ZM97 67V66H96ZM105 68H108L109 66H104ZM112 67V66H111ZM114 67V66H113ZM188 67V68H189ZM197 67V66H196ZM202 67V66H201ZM224 67V66H223ZM222 67V68H223ZM242 67V66H241ZM244 67V68H245ZM250 68V70H253L250 66H247ZM263 67V66H262ZM21 68V67H20ZM78 68V67H77ZM81 68V67H80ZM87 68V67H86ZM92 68V67H91ZM102 68V67H101ZM193 69V67H190V69ZM243 68V67H242ZM249 68H246L249 70ZM254 68V67H253ZM22 69V68H21ZM56 69V68H55ZM66 70H68L67 68H65ZM63 69V70H65ZM90 69V67H89ZM109 69H111L109 67ZM191 69V70H192ZM199 69V68H198ZM208 69V68H207ZM230 69H232L231 67H229V71ZM59 70V68H58ZM71 70V69H69ZM68 70V72H69ZM73 70V69H72ZM84 70V68H83ZM104 70V69H103ZM134 70H136L134 68ZM194 70V69H193ZM192 70V71H193ZM209 70V69H208ZM240 70V69H239ZM20 71V70H19ZM27 70H25L26 73ZM77 71V70H75ZM202 71V70H201ZM204 71V70H203ZM228 71V72H229ZM247 71V70H246ZM256 69H254L253 72H255ZM259 71V70H258ZM23 72V71H22ZM43 72V71H42ZM48 72V71H47ZM233 72V71H232ZM251 72V71H250ZM54 73V72H53ZM56 73V72H55ZM135 73V72H134ZM241 73V71H240ZM257 73V71H256ZM255 73V74H256ZM21 74V73H20ZM33 74V73H32ZM35 74V73H34ZM47 74V73H46ZM63 74V72H62ZM117 74V73H116ZM198 74H200L198 72ZM204 74V73H203ZM252 74V72H251ZM250 74V75H251ZM19 75V74H18ZM17 75V76H18ZM22 75V74H21ZM26 74H23V77ZM30 75V74H29ZM54 75V74H53ZM69 75V74H68ZM87 75V74H86ZM235 75V73H234ZM244 75V74H243ZM14 76V75H13ZM62 76V75H61ZM65 76V75H64ZM74 76V75H73ZM80 76V75H79ZM192 75L190 74L189 77H191ZM201 76V75H200ZM236 76V75H235ZM240 76V75H239ZM261 76V75H260ZM6 77V76H5ZM20 77V76H19ZM26 77V76H25ZM34 77V76H33ZM55 77V75H54ZM60 77V75H59ZM92 77V76H91ZM195 76H193L194 79ZM237 77V76H236ZM235 77V78H236ZM241 77V76H240ZM247 79V76H245ZM245 77H241L242 79ZM1 78V77H0ZM13 78V77H12ZM28 78V76H27ZM48 78V77H47ZM46 78V79H47ZM52 81H54L53 77ZM73 78V77H72ZM77 78V76H76ZM85 78V76H84ZM192 78V77H191ZM234 78V77H233ZM259 78V77H258ZM34 79V78H33ZM60 79V78H59ZM68 79V78H67ZM89 79V78H88ZM196 79V78H195ZM194 79V80H195ZM237 79V78H236ZM244 79V80H246ZM260 79V78H259ZM263 79V78H262ZM25 79H22V81ZM40 80V78H39ZM48 80V79H47ZM46 80V81H47ZM56 80V79H55ZM63 80V79H62ZM76 80V79H74ZM84 80V79H83ZM87 80V79H86ZM239 80V77L238 79ZM241 80V79H240ZM41 81V80H40ZM39 81V83H40ZM49 81V82H50ZM77 81V80H76ZM85 81V80H84ZM192 81V79H191ZM217 81V80H216ZM248 81V79H247ZM260 81V80H259ZM21 82V81H20ZM26 82V80H25ZM24 82V83H25ZM30 82V81H29ZM42 82V81H41ZM89 82V81H87ZM86 82V83H87ZM229 82V81H228ZM243 82V80L241 81ZM261 82V81H260ZM22 83V82H21ZM20 84H18V86L20 87ZM37 82H35L36 84ZM54 83V82H53ZM73 83V81H72ZM84 83V82H83ZM85 83V85H86ZM217 83V82H216ZM246 82H244L245 84ZM31 84V83H30ZM42 84V83H41ZM40 84V85H41ZM49 84V83H48ZM49 84V85H51ZM56 84V83H55ZM76 84V83H75ZM191 83H189L190 85ZM236 84V83H235ZM247 84V83H246ZM34 84H32V88ZM39 86V88H41V86ZM17 86V87H18ZM23 86V84L21 85ZM27 85L25 84L24 87H26ZM37 86V88H38ZM53 86V85H52ZM74 86V85H73ZM240 87V85H238ZM263 86V85H262ZM36 87V86H35ZM69 87V86H68ZM190 87V86H189ZM230 87V86H229ZM234 87V86H232ZM241 87H243L241 85ZM245 87V86H244ZM260 87V85H259ZM3 88V87H2ZM6 88V87H5ZM38 88V90H39ZM44 88V87H42ZM41 88V89H42ZM48 88V87H47ZM71 88V87H70ZM78 88V87H77ZM191 88V87H190ZM197 88V85H196ZM1 89V88H0ZM213 89V88H212ZM231 88H229L227 90V92L230 90ZM3 90V89H2ZM1 90V91H2ZM7 90V89H6ZM36 90V89H35ZM45 89H43L44 91ZM51 90V88H50ZM51 90V91H52ZM80 90V89H79ZM217 90V89H216ZM236 90V89H235ZM21 91V89L19 90ZM37 91V90H36ZM35 91V93H37ZM187 91V90H186ZM206 91V90H205ZM215 91V90H214ZM231 91V90H230ZM229 91V92H230ZM53 92V91H52ZM208 92V90H207ZM211 92V91H210ZM264 92V91H263ZM3 93V92H2ZM21 93V92H19ZM25 93H27L25 91ZM41 93V92H40ZM48 93V91H47ZM45 93V94H47ZM188 93V92H186ZM191 93V92H189ZM188 93V94H189ZM223 93H226L225 90ZM239 93V92H237ZM255 93V92H254ZM31 94H34L31 93ZM43 94V93H41ZM227 94V93H226ZM35 95V94H34ZM54 95V94H53ZM201 95V94H200ZM204 95V94H203ZM212 95V94H211ZM10 96V94H9ZM20 96V97H19ZM44 96V95H43ZM48 96V95H47ZM50 97H48L49 99L51 98V95H49ZM187 97L190 98L189 95H186ZM227 98L231 99L230 97L232 96L233 98V94H229L228 93ZM257 98L259 97L258 95H256ZM41 97V95H40ZM45 97V96H44ZM192 97V96H191ZM247 97V95H246ZM253 97V96H250ZM47 98V99H48ZM71 98V99H69ZM188 98V101H189ZM215 98V97H214ZM236 98V97H235ZM235 98L229 102H235ZM238 98V97H237ZM245 98V96H244ZM249 98V95H248ZM36 99H38L36 97ZM210 99V98H209ZM212 99V98H211ZM210 99V100H211ZM225 99V98H224ZM243 99V98H242ZM247 99V98H246ZM252 99V98H250ZM1 100V99H0ZM15 100V99H14ZM39 100V99H38ZM187 100V99H186ZM197 100V99H196ZM209 100V101H210ZM260 101V99H257ZM49 100L46 101V103H48ZM213 101V100H212ZM210 101V102H212ZM221 101V100H220ZM239 100L237 99L236 102H238ZM50 102V101H49ZM186 101H183V103H185ZM191 101H189L190 103ZM205 102V101H203ZM9 103V102H8ZM17 103V101H16ZM54 103V102H53ZM182 103V102H181ZM187 103V102H186ZM192 103V102H191ZM219 103V102H218ZM254 103V102H251ZM7 104V103H5ZM25 104V105H24ZM52 104V103H51ZM50 104V105H51ZM194 104V103H193ZM200 104V103H199ZM202 104V103H201ZM223 104V103H222ZM233 104V103H232ZM257 104V103H256ZM8 105V104H7ZM53 105V104H52ZM55 105V104H54ZM195 105V104H194ZM193 105V106H194ZM212 105V104H211ZM229 106L228 104H225L224 106ZM231 105V103H230ZM235 105V104H234ZM255 105V104H254ZM264 105V104H263ZM261 104V106H263ZM6 106V105H4ZM46 106V105H45ZM56 106V107H58ZM186 106V105H183ZM206 106V105H205ZM225 108H228V107ZM7 107V106H6ZM5 107V108H6ZM10 105L8 106L7 110L9 109ZM16 107V109L18 108ZM47 107V106H46ZM51 107V106H50ZM53 107V106H52ZM191 107V106H190ZM201 107V106H200ZM253 107V106H252ZM260 107V106H259ZM180 108V107H179ZM196 108V107H195ZM207 108V107H206ZM209 108V107H208ZM211 108V106H210ZM221 107H219L220 110ZM224 108V107H223ZM232 107H229V109H231ZM236 108V107H235ZM257 108V107H256ZM262 108V107H261ZM4 109V108H2ZM57 109V108H56ZM178 109V108H177ZM215 109V108H214ZM234 108H232L233 110ZM5 110V111H7ZM24 110V111H23ZM198 110V108H197ZM205 110V109H204ZM236 110V109H234ZM255 110V109H254ZM253 110V111H254ZM4 111V113H5ZM184 111V110H183ZM182 111V112H183ZM207 111V110H206ZM215 111V110H214ZM218 111V109L216 110ZM223 111V110H222ZM220 111V112H222ZM252 111V110H251ZM250 113L248 114H251ZM3 112V111H2ZM2 112L1 115H2ZM12 112V111H11ZM14 112V113H15ZM43 113V115L41 114V116L35 115L36 113ZM195 112V111H194ZM3 113V114H4ZM50 113V112H49ZM55 113V112H54ZM199 113V112H198ZM208 113V112H207ZM205 112V114H207ZM7 114L9 115L10 113H6L5 116H7ZM13 114V112H12ZM183 114V113H182ZM215 114V112L213 113ZM217 114V112H216ZM219 114V112H218ZM0 115V116H1ZM20 115V116H21ZM40 115V114H39ZM52 115V114H51ZM245 115V114H244ZM247 115V114H246ZM245 115V116H246ZM252 115V114H251ZM4 116V115H3ZM1 116V117H3ZM179 116V115H178ZM183 116V115H182ZM205 116V115H204ZM210 116V114H209ZM215 116V115H214ZM243 116V115H242ZM249 116V115H248ZM253 116V115H252ZM256 116V113H255ZM8 117V116H7ZM14 117V116H13ZM217 117V116H216ZM228 117V116H226ZM247 117V116H246ZM246 117H243L246 119ZM25 118V117H23ZM179 118V117H178ZM207 118V117H206ZM249 118V117H248ZM247 118V119H248ZM257 118V116H256ZM8 119V118H7ZM10 119V118H9ZM12 119V116H11ZM16 119V118H15ZM210 119V118H209ZM226 119V118H225ZM253 119V118H252ZM215 120H217L215 118ZM227 120V119H226ZM236 120V119H235ZM259 120V119H258ZM25 122V120H23ZM22 121V122H23ZM175 121V120H174ZM177 121V120H176ZM215 122V121H214ZM32 123V124H31ZM235 123V122H234ZM176 124V123H175ZM189 124V123H188ZM2 125V124H1ZM6 125V124H5ZM3 123V127L5 126ZM10 125V124H7ZM6 125V126H7ZM258 125V124H257ZM2 126H0L1 128H3ZM14 128V125H12ZM183 126V125H182ZM9 127V126H7ZM188 127V126H187ZM236 127V126H235ZM0 128V129H1ZM10 128V127H9ZM9 128H6V133L9 130ZM17 128V127H16ZM30 128V127H29ZM28 128V129H29ZM8 129V130H7ZM242 129V128H241ZM5 130V129H4ZM13 131V129H11ZM15 130V129H14ZM17 130V129H16ZM27 130V129H26ZM25 130V131H26ZM183 130V129H182ZM10 131V130H9ZM8 131V132H9ZM206 131V130H205ZM229 131V130H227ZM245 131V130H244ZM252 131V130H251ZM0 132H2V130H0ZM23 132V131H22ZM29 132V131H28ZM232 132V131H231ZM9 136H11V131L9 132ZM17 133V131L15 132ZM245 133V132H244ZM247 133V132H246ZM1 134V133H0ZM14 134V133H13ZM208 134V133H207ZM235 134V133H234ZM5 135V133H4ZM188 135V134H187ZM225 135V134H224ZM237 135V134H236ZM15 136V135H14ZM213 136V135H212ZM219 136V135H218ZM222 136V135H221ZM233 136V135H232ZM260 136V135H259ZM1 137V136H0ZM5 137V136H4ZM214 137V136H213ZM258 137V136H257ZM3 138V135H2ZM12 138V137H11ZM239 138V137H238ZM247 138V137H246ZM254 138V137H253ZM264 139V138H263ZM1 140H5L4 138ZM11 140V139H10ZM212 140V139H211ZM210 140V141H211ZM249 140V139H248ZM9 142V141H8ZM8 142H6L8 144ZM216 142V141H215ZM2 143V142H1ZM18 143V144H16ZM214 143V142H213ZM222 143V142H221ZM238 143V142H237ZM4 145V144H3ZM9 145V144H8ZM224 145V144H223ZM227 145V144H226ZM12 146V145H11ZM218 146V145H217ZM25 147V146H24ZM222 147V146H221ZM2 148V147H1ZM9 148V147H7ZM210 148V147H208ZM226 148V147H225ZM224 148V149H225ZM3 150L5 148H2ZM24 149V148H23ZM22 149V150H23ZM212 149V147H211ZM220 149V147H219ZM250 149V147H249ZM248 149V150H249ZM21 150V149H20ZM208 150V149H207ZM13 151V149H12ZM25 151V150H24ZM23 151V152H24ZM28 151V152H31ZM16 152V150H15ZM4 153V152H2ZM14 153V152H13ZM212 153V152H211ZM6 154V151H5ZM8 154V153H7ZM27 154V152H26ZM34 154V155H35ZM224 154V153H223ZM16 155V153H15ZM29 155V154H28ZM23 156V155H22ZM26 156V155H25ZM12 157V156H11ZM20 157V156H19ZM4 158V157H3ZM7 158V157H6ZM28 157L26 156V159ZM216 158V157H215ZM16 159V158H14ZM33 160V158H31ZM251 159V158H250ZM253 159V158H252ZM25 160V159H24ZM212 160V159H211ZM220 160V159H219ZM254 160V159H253ZM207 161V160H206ZM8 162V161H7ZM14 162V161H13ZM30 162V161H29ZM6 163V162H5ZM13 164V163H12ZM11 164V165H12ZM209 165V164H208ZM215 164H213L212 166H214ZM217 165V164H216ZM249 165V164H248ZM9 167V166H8ZM222 167V166H220ZM252 167V165H251ZM213 169L215 167H212ZM11 169V168H10ZM20 169V168H19ZM224 169V168H223ZM13 170V168H12ZM11 170V171H12ZM16 170V169H15ZM14 170V171H15ZM24 170V174L26 173V170ZM215 170V169H214ZM10 171V170H9ZM21 171V170H20ZM218 171V170H217ZM16 172H18L16 170ZM23 172V171H22ZM224 172V171H223ZM11 173V172H10ZM19 173V172H18ZM2 174V173H1ZM9 174V173H8ZM10 178V175H8ZM216 174V173H215ZM14 177L15 174H13ZM220 176V174H218ZM18 176H21L20 173ZM25 176V175H24ZM236 176V175H235ZM19 178V177H18ZM233 178V177H231ZM8 179V178H6ZM13 179V177H12ZM10 178V180H12ZM15 179V178H14ZM17 179V178H16ZM10 180H6L8 181L9 185L12 184V181H16V180H12L10 182ZM18 180V179H17ZM221 181L223 180L222 178L220 179ZM6 181H4V183H7ZM250 181V180H249ZM17 182V181H16ZM7 184H5L4 186H6ZM42 185L44 187H42ZM14 186V185H13ZM10 187V188H11ZM16 187V188H17ZM5 188V187H3ZM9 188V189H10ZM15 189V186L13 187ZM13 189V190H14ZM20 189V188H17ZM30 189V188H29ZM222 189V188H221ZM6 192L7 189H5ZM11 190V189H10ZM28 190V189H27ZM31 190V191H32ZM17 191V190H15ZM14 192V191H13ZM12 192V194H13ZM30 192V191H28ZM34 192V193H35ZM40 192V190H39ZM11 193V192H10ZM24 193V192H23ZM27 193V191H26ZM32 193V192H31ZM9 194V193H8ZM7 194V195H8ZM16 194V193H14ZM21 194V193H20ZM33 194V193H32ZM30 194V195H32ZM38 194V193H36ZM35 194V197H37V195ZM10 195V194H9ZM8 195V196H9ZM29 195V194H28ZM33 196V195H32ZM31 196V197H32ZM221 196V195H220ZM29 196V198H31ZM228 197V195H227ZM26 203L29 202L27 200L28 197L26 195ZM12 199V198H11ZM33 199L34 196L32 198V203H33ZM37 199V198H36ZM225 199H226V195H225ZM245 199V198H244ZM243 199V200H244ZM35 200V199H34ZM242 200V201H243ZM31 201V199H30ZM225 201V200H224ZM4 202V201H3ZM35 202V201H34ZM253 202V201H252ZM256 202V201H255ZM30 203V202H29ZM222 203V202H221ZM23 204V203H22ZM31 204V203H30ZM34 204V203H33ZM32 204V205H33ZM225 204V203H224ZM28 205V203H27ZM26 205V206H27ZM189 205V206H187ZM228 205V204H227ZM24 206V205H23ZM29 206V205H28ZM35 206V205H34ZM191 206V207H190ZM199 206V207H200ZM31 209L32 207L29 206ZM189 207V208H188ZM16 209V207H14ZM29 208V209H30ZM35 208V207H34ZM33 208V209H34ZM30 209V210H31ZM218 209V208H217ZM168 211H170L168 213ZM205 211V210H204ZM207 211V210H206ZM15 212V211H14ZM13 212V213H14ZM112 212L116 213V214H112ZM207 212V213H208ZM224 212V211H223ZM28 213V212H27ZM33 213V212H30ZM196 213V212H194ZM204 213V212H203ZM206 213V212H205ZM211 213V214H210ZM16 214V213H15ZM34 214V213H33ZM198 214V213H197ZM254 214V213H253ZM27 215V214H26ZM36 215V214H34ZM223 215V214H222ZM115 216V217H116ZM210 216V217H209ZM13 217V216H12ZM172 217V218H171ZM174 217V218H173ZM179 217V218H178ZM182 217V219L180 218ZM201 217V216H200ZM22 218V217H21ZM123 218V219H124ZM203 218V217H202ZM225 218V217H224ZM25 219V218H24ZM114 221H113V220ZM161 219V220H160ZM165 219V220H166ZM181 219V220H180ZM190 219V218H189ZM252 219V218H251ZM26 220V219H25ZM117 220V219H116ZM121 220V218H120ZM116 221V224L120 225L121 221ZM166 220V221H167ZM231 220V219H230ZM27 221H23V224H25V222L29 223ZM128 221V223H127ZM206 221V220H205ZM233 221V220H232ZM161 225L163 226L165 221L163 222ZM195 222V221H194ZM115 223V222H114ZM113 223V224H114ZM126 223V224H125ZM190 223V222H189ZM199 223V222H198ZM201 223V222H200ZM235 223V222H234ZM233 223V224H234ZM262 223V222H261ZM22 224V225H23ZM30 224V223H29ZM109 225V227H111V229L108 227V229L110 230H106L109 231L110 233L112 232V225ZM128 224V225H127ZM166 224V223H165ZM178 222L175 223V225H177ZM203 224V223H202ZM237 225V223H235ZM260 224V223H259ZM11 225V224H10ZM33 224H31L32 226ZM33 225V228L34 226ZM106 225V224H105ZM108 225V224H107ZM169 225V222H168ZM171 225V224H170ZM174 225V224H172ZM174 225V226H175ZM179 225V224H178ZM200 225V224H198ZM252 225V224H251ZM9 226V225H8ZM14 227V225L12 224L10 227L11 229ZM27 226V224H26ZM25 226V227H26ZM103 226V225H102ZM101 226V229H103ZM113 226H115V229L118 228L116 227V225L114 224ZM122 226V225H121ZM172 226V227H174ZM180 226L184 227V225H182V223L180 224ZM180 226H175L176 228L179 227L178 229L181 230ZM186 226V225H185ZM192 227V224L190 225ZM189 226V227H190ZM233 226V228L231 229V227ZM256 226V225H255ZM263 226V225H262ZM16 227V226H15ZM23 227V226H22ZM21 227V228H22ZM36 227V226H35ZM166 227V226H165ZM188 227V228H189ZM197 227V226H195ZM257 227V226H256ZM9 228V227H8ZM96 228V227H95ZM99 228V227H98ZM202 228V226H201ZM247 228V226H246ZM264 228V227H263ZM26 229V228H25ZM25 229L23 228V231H25ZM28 229V227H27ZM58 229V231H57ZM120 230V226L118 228ZM126 229L128 230L129 227L127 228H123V230L126 231ZM167 229V228H166ZM170 229V228H169ZM211 229V230H212ZM9 230V229H8ZM31 230V228H30ZM56 230V232H52ZM114 230V228H113ZM122 230V229H121ZM177 230V229H175ZM177 230V231H179ZM183 230V229H182ZM188 231V229L185 228V231ZM212 230V231H213ZM264 231V229H261ZM259 230V231H261ZM17 233H20L19 230H17ZM94 231V230H93ZM99 231V230H98ZM101 231V230H100ZM99 231V233H100ZM168 231V229H167ZM171 231V229H170ZM191 231V230H190ZM233 231V232H232ZM108 232V236H110ZM169 232V231H168ZM176 232V231H175ZM184 232V231H183ZM201 232V230H200ZM199 232V234H200ZM237 232V230H236ZM235 232V233H236ZM262 232V231H261ZM13 233V231H12ZM26 233H28L26 231ZM113 233V234H112ZM111 236L113 239V235L114 232H112ZM120 233V232H119ZM188 233V232H187ZM190 233V232H189ZM196 233V232H195ZM238 233V232H237ZM11 234V233H10ZM16 234V231H15ZM14 234V235H15ZM22 234V233H21ZM121 234V233H120ZM125 234V235H126ZM171 234V233H170ZM183 233L177 232L175 236H177V238H179L181 240V238L185 237L186 234L182 235ZM203 234V233H202ZM255 234V233H254ZM257 234V233H256ZM263 234V233H262ZM13 235V234H12ZM13 235V236H14ZM20 235V234H19ZM29 235V233H28ZM117 235V234H116ZM119 235V234H118ZM169 235V234H168ZM204 235V234H203ZM202 235V236H203ZM208 235V234H207ZM253 235V234H252ZM12 236V243H14L15 239ZM25 236V235H24ZM23 238H28L27 235ZM95 236V237H94ZM106 233H105V237H106ZM127 236V235H126ZM167 236V235H166ZM193 236V235H192ZM116 237V236H114ZM119 237V236H118ZM128 237V236H127ZM168 237V236H167ZM174 237V236H171ZM187 237V235H186ZM247 237V236H246ZM249 237V235H248ZM263 237V236H262ZM17 240H20V237L17 236ZM21 239V240H25V239ZM130 238V237H129ZM175 238V237H174ZM175 238V239H177ZM193 238V237H192ZM196 238V236H195ZM259 238V237H258ZM107 237H106V243H107ZM111 239V238H110ZM116 239V238H115ZM124 239V237H123ZM128 239V238H127ZM131 239L132 242H134L135 240ZM194 239V238H193ZM198 239V238H197ZM250 239V238H249ZM184 240V239H182ZM196 241V239H194ZM113 240H111L112 242ZM120 241V240H118ZM117 241V242H118ZM127 241V240H126ZM130 241V240H129ZM172 241V240H171ZM193 241V240H192ZM263 241V240H262ZM102 243V241H100ZM100 242L98 243V247L101 246ZM124 242V241H123ZM191 242V240L189 241ZM198 242V241H197ZM197 242H195L197 244ZM203 242V241H201ZM200 242V243H201ZM256 242V240H255ZM254 242V243H255ZM9 243V242H8ZM11 243V242H10ZM11 243V244H12ZM20 243V242H18ZM25 245L26 242L24 241ZM114 243V242H113ZM170 242L168 241V244ZM204 243V242H203ZM202 243V245H203ZM16 244V242H15ZM23 244V243H22ZM181 244V243H180ZM185 244V243H184ZM189 244V243H188ZM14 245V244H13ZM19 245V244H17ZM109 244H106V246ZM177 245V243H176ZM205 245V244H204ZM203 245V246H204ZM215 245V244H212ZM242 245V244H241ZM12 246V245H11ZM21 245H19L18 247H20ZM27 246V245H26ZM23 247V249H25V247ZM57 246V247H56ZM119 246V245H118ZM124 246V243L122 245L121 243V253H122V248ZM132 246L133 243H132ZM131 246V247H132ZM136 246V245H135ZM170 246V245H168ZM189 246V245H188ZM130 247V249H131ZM171 247V246H170ZM169 247V249H170ZM173 247V246H172ZM182 247V246H181ZM185 247V245H184ZM200 247V246H199ZM205 247V246H204ZM213 247V246H212ZM216 247V245H215ZM220 247V245H219ZM261 247V246H260ZM30 247H27L26 249H29ZM112 248V247H111ZM133 248V247H132ZM135 248V247H134ZM138 248H140L138 246ZM140 248V250H141ZM189 248V247H188ZM223 248V249H224ZM33 249V250H34ZM110 249V248H109ZM119 249V248H118ZM126 248H124L125 251ZM177 249V248H176ZM185 249H187V247H185ZM184 249V250H185ZM103 250V249H102ZM133 250V249H131ZM137 251H140L139 249H134ZM171 250V249H170ZM180 249H177V251ZM189 250V249H187ZM13 249H11L10 252H12ZM18 251V249H17ZM31 250H29L30 252ZM104 251V250H103ZM127 251V250H126ZM125 251V253H126ZM142 251V250H141ZM145 252V249L143 250ZM155 251V250H154ZM158 251V249H157ZM156 251V252H157ZM176 251V250H175ZM226 251V250H225ZM237 251V250H236ZM264 251V250H263ZM10 252H8L9 254H11ZM24 252V251H23ZM28 252V253H29ZM101 253V250L98 251ZM96 251V253H98ZM113 252V251H112ZM165 252V251H164ZM259 252V251H258ZM25 253V252H24ZM28 253L26 255H28ZM34 253V252H33ZM36 253V252H35ZM36 253V254H37ZM106 253V252H105ZM104 253V254H105ZM120 253V255H121ZM177 253V252H176ZM189 253V252H187ZM228 253V252H227ZM31 254V253H30ZM109 254V253H108ZM133 254V253H132ZM155 254V253H154ZM172 254V253H171ZM262 254V253H261ZM28 261L29 259L32 257L30 256H26ZM35 256V254H33ZM98 255V254H97ZM96 255V256H97ZM100 255V254H99ZM98 255V260L100 261V257L102 259V255L99 256ZM237 255V253H236ZM264 255V254H263ZM118 256V255H116ZM125 256V255H124ZM130 256V255H129ZM128 256V257H129ZM187 256V255H186ZM10 257V256H9ZM14 257V256H13ZM18 257V256H17ZM20 257V254H19ZM18 260H20V264H21V257ZM24 256H22L23 259ZM11 258V257H10ZM33 258V257H32ZM31 258V260H32ZM119 258V257H118ZM117 258V259H118ZM14 259V258H13ZM34 259V258H33ZM121 260V257L119 258ZM118 259V260H119ZM25 260V261H27ZM124 260V259H123ZM127 260V257H126ZM160 260V259H159ZM15 262V260H13ZM17 261V260H16ZM24 261V259H23ZM104 261V259H103ZM103 261L99 262V263H103ZM156 261V260H154ZM235 261V260H234ZM257 261V260H256ZM120 262V261H119ZM117 261V264L119 263ZM125 262V261H124ZM130 262V261H128ZM157 262V261H156ZM17 263V262H16ZM19 263V261H18ZM17 263V264H18ZM122 263V262H120ZM127 263V262H126ZM243 263V262H242ZM262 263V262H261ZM25 264H28L25 262ZM31 264V263H30ZM98 264V263H96ZM124 264V263H123ZM158 264V263H157ZM233 264V263H232Z\"/></svg>",
    "mask_w": 264,
    "mask_h": 264
},
{
    "label": "clouds",
    "instance_id": "obj_3",
    "mask_svg": "<svg viewBox=\"0 0 264 264\" xmlns=\"http://www.w3.org/2000/svg\"><path fill=\"white\" fill-rule=\"evenodd\" d=\"M108 7L112 9L113 17L116 20H120L129 8L139 7L143 9V5H136L134 2L126 4L125 0H113ZM184 7L187 5L178 2V0H151L148 6L151 15L146 20L142 17L139 18L140 25L137 28L138 36L135 42L144 45L146 55L152 53L159 59L160 62L157 67L162 79L169 74L170 70H176L177 66L173 63L175 57L171 55V52L180 55L184 61H187L190 56V53L183 55V52L185 47L192 46L191 41L196 35L193 24L186 25L181 21L172 25L168 19V14L171 11ZM45 51H48L49 55L46 57L42 51L40 56L46 62L49 59L60 58L69 51L85 54L81 48L79 35L75 30L58 33ZM151 58L150 56L149 59Z\"/></svg>",
    "mask_w": 264,
    "mask_h": 264
}]
</instances>
